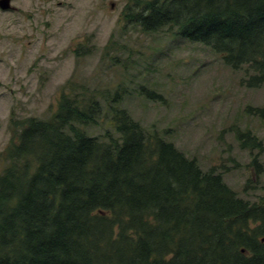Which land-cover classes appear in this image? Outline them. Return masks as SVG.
I'll use <instances>...</instances> for the list:
<instances>
[{
    "label": "trees",
    "instance_id": "trees-1",
    "mask_svg": "<svg viewBox=\"0 0 264 264\" xmlns=\"http://www.w3.org/2000/svg\"><path fill=\"white\" fill-rule=\"evenodd\" d=\"M133 3L126 22L207 45L231 68L245 66L250 85L264 83V0ZM157 84L138 94L163 101ZM104 91L67 81L49 118L10 122L0 264H264V196L238 197L219 173L145 130L119 105L124 84ZM99 121L115 134L80 127ZM241 139L259 146L254 135Z\"/></svg>",
    "mask_w": 264,
    "mask_h": 264
},
{
    "label": "rangeland",
    "instance_id": "rangeland-1",
    "mask_svg": "<svg viewBox=\"0 0 264 264\" xmlns=\"http://www.w3.org/2000/svg\"><path fill=\"white\" fill-rule=\"evenodd\" d=\"M134 1L10 0L12 11L0 8V172L10 118L15 128L27 117L49 118L67 81L110 94L124 84L119 105L145 130L219 173L238 197L257 201L264 196V83L250 85L245 66L231 68L207 45L126 22ZM154 80L165 101L138 94ZM80 127L97 138L115 134L100 121ZM242 135L256 136L259 146H242Z\"/></svg>",
    "mask_w": 264,
    "mask_h": 264
},
{
    "label": "water",
    "instance_id": "water-1",
    "mask_svg": "<svg viewBox=\"0 0 264 264\" xmlns=\"http://www.w3.org/2000/svg\"><path fill=\"white\" fill-rule=\"evenodd\" d=\"M9 1L10 0H0V8L2 9L9 8ZM261 240L264 241V237H262Z\"/></svg>",
    "mask_w": 264,
    "mask_h": 264
},
{
    "label": "flooded vegetation",
    "instance_id": "flooded-vegetation-1",
    "mask_svg": "<svg viewBox=\"0 0 264 264\" xmlns=\"http://www.w3.org/2000/svg\"><path fill=\"white\" fill-rule=\"evenodd\" d=\"M13 9H7V10H1L2 12H5V11H12Z\"/></svg>",
    "mask_w": 264,
    "mask_h": 264
}]
</instances>
